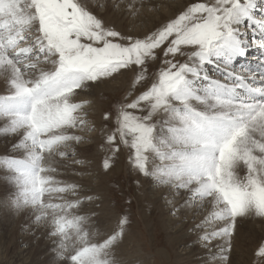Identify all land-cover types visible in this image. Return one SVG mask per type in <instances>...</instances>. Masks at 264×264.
<instances>
[{"label": "snow or ice", "instance_id": "snow-or-ice-1", "mask_svg": "<svg viewBox=\"0 0 264 264\" xmlns=\"http://www.w3.org/2000/svg\"><path fill=\"white\" fill-rule=\"evenodd\" d=\"M111 8L137 12L133 0ZM252 49L256 67L239 65ZM124 73L130 91L104 113L108 150L206 208L195 225L206 264H234L238 218L264 220V0H189L142 34L111 26L92 0H0V203L50 224L63 264H124L112 250L127 217L97 241L80 214L92 197L58 179L84 139L80 93ZM255 256L264 264V238Z\"/></svg>", "mask_w": 264, "mask_h": 264}, {"label": "rangeland", "instance_id": "rangeland-1", "mask_svg": "<svg viewBox=\"0 0 264 264\" xmlns=\"http://www.w3.org/2000/svg\"><path fill=\"white\" fill-rule=\"evenodd\" d=\"M135 1L136 0H133L134 3ZM144 1L145 0H139L141 3ZM122 2H125V0H92L95 10L99 11L102 16H105V14L111 16L112 20L106 22L116 27L117 30L124 33H145L146 28H142V25L141 27L136 25L138 21L141 20L139 18L140 16H137L136 19H134L135 17L128 19V13L126 11L124 13L121 10H112L111 5L117 3L122 4ZM187 2L189 3V0H187ZM193 2H196V0H193ZM186 5L180 10L167 13V16L160 22H166V18H174ZM122 15L125 18L124 22L119 18ZM260 15L261 14L258 12L256 18L259 19ZM114 20L121 21L122 24L119 22V25L115 23ZM126 21L128 23L130 21L132 23L135 22V24L130 28ZM254 50L255 49H252L250 54H252ZM245 57H247V54L241 57V59L244 60ZM239 65H243L242 62H239ZM122 76H124L125 81L122 80ZM132 80L133 75L131 73L113 74L111 77H105L97 81L94 88L85 89L87 91H92L93 94L90 98L86 95L84 96V98H86L84 102L82 101L84 103V108L89 107V109H91L93 107V109H87L86 111L85 109L82 110L85 120L87 119V123L75 131L77 134L83 136L84 139L78 144H73V147L77 146L73 148L75 155L74 157H69L66 161H69V163H65V165L61 167L59 170L61 176L58 177V179L76 183L83 192H86L88 196L92 197L91 200H85L81 195L83 203L80 205V214L88 213L92 215L93 223L96 225L95 230L99 233L96 238L97 241H102L107 231L116 228L118 223L123 220L125 216L127 217L128 222L124 225V232L121 240L112 250L114 256L122 260L124 264H200L202 261L198 260L199 257H201L200 259L205 257L209 258L208 249L203 247L202 242L196 238V243L200 245L202 252H204L203 256H200L198 252L190 256L191 258L188 260H181L185 256L183 254L185 250L180 243H192L195 237L192 239L180 240L179 234L181 233H174L175 227L173 228L166 223L164 226L163 223L164 216H171L172 219L181 218L178 214L179 211H182L183 214V211L186 209V207L184 208V201L178 194H176L175 199H173V195L170 194L169 190V195L167 197L171 200L167 201V204L166 202H160V204L154 202V198H152V194L148 190L150 180L153 177L143 176L131 164L129 160L130 153L127 149L122 147L121 151L113 156L106 146V135L111 131L112 125L104 120V113L114 107L117 100H122L128 94L132 85ZM0 91H2V85H0ZM81 95L82 92L80 93V96ZM94 108H98L95 113ZM90 113H93L91 118L89 115ZM7 144V141L0 139V152L7 147ZM75 150L78 154L75 153ZM82 152H85L86 155H83ZM85 156L86 158H84ZM109 157H111V167L105 169L103 167V161ZM81 159L86 161V163L78 164L73 162V160ZM75 166H78V169H76ZM240 174L243 175L244 173L241 172ZM162 185H157L155 189L157 190V187H159L158 189L161 187L166 189L168 187V185ZM52 202L56 203L59 201L53 199ZM193 203L194 202H192V204ZM174 206H176L175 208L177 209L175 211L173 210ZM24 209L20 210L11 204L0 203V243H2L0 264H16V251L26 247L28 248L27 250L31 249L32 264H63V260L57 257V250H53L57 249L55 237L49 235L55 245V247L52 245L53 249L50 248L51 250H48L47 245H45L43 241L37 239L40 236L37 238L33 236L30 241H26L30 243H20L23 239H29V237H26L23 226L32 218L31 214H29L30 211L27 210V208ZM198 215L199 213L197 212L193 213L191 216L186 213L183 222L189 220L190 222H196L199 218ZM248 220L250 219L248 218ZM246 221L238 225L241 228L237 226L238 233H235L232 259H234V261L238 260L240 264H256L258 258L255 256V251L257 243L264 238V224L261 222H252L251 220V222ZM41 223L49 230L50 224L47 222ZM184 229H190V227L185 226ZM243 231L247 235L245 233L241 234ZM237 239L240 240L239 243H236L238 242ZM162 252L163 254H161ZM10 260H12V263H9ZM234 264H236V262Z\"/></svg>", "mask_w": 264, "mask_h": 264}, {"label": "bare ground", "instance_id": "bare-ground-1", "mask_svg": "<svg viewBox=\"0 0 264 264\" xmlns=\"http://www.w3.org/2000/svg\"><path fill=\"white\" fill-rule=\"evenodd\" d=\"M138 2V3H137ZM124 2H122V4H123ZM188 2H187V0H145L144 2H139V0H136L135 1V4H136V6H137V12L135 13V14H130L129 12H127L128 13V15H127V18L128 19H130V18H132V17H135L134 19H136V17L137 16H140L139 18L142 20H140V21H138V24H136L137 26H139V27H141V25H142V28L144 27V28H146L145 29V32H147L149 29H152V28H154L155 26H158V24H159V22L160 21H162L163 19H164V17H166L167 16V13H169V12H175V11H177V10H180L184 5H186ZM258 6H259V4H258ZM160 8H162V9H160ZM144 9V10H143ZM142 10V11H141ZM152 12H151V11ZM121 11H123L124 13H125V11L124 10H121ZM150 11V12H149ZM166 11H168V12H166ZM144 13V14H143ZM108 14V13H107ZM118 14V13H117ZM143 14V15H142ZM116 15V14H115ZM124 15V14H123ZM123 15L121 16V17H119L120 18V20L121 21H125V18L123 17ZM143 16H145V17H143ZM107 20V22H110L111 20H112V18H111V16L110 15H105L104 16ZM116 19V18H115ZM115 21V23H117V24H119L120 25V23H121V21H118V20H114ZM132 21V20H131ZM127 22L128 23V26H130V28L131 27H133L134 26V24H135V22L134 23H132V22ZM137 21V20H136ZM113 22V21H112ZM120 22V23H119ZM125 22V23H126ZM137 23V22H136ZM161 23V22H160ZM122 24V23H121ZM133 24V25H132ZM120 27V26H119ZM129 28V27H128ZM127 28V29H128ZM129 28V29H130ZM125 31V30H124ZM251 52H249L248 54H247V57L244 59V60H242L243 62H244V66H246V67H249V68H251L250 66H253L252 68H255L256 67V61H257V58L259 57V55H260V53L255 49L254 51H253V53L252 54H250ZM254 59V60H253ZM239 62H241V58H239ZM122 80L123 81H125V79H124V76H122ZM114 88V87H113ZM88 94V95H87ZM92 91H87V90H83L82 91V95L80 96V98L76 101L77 103H80V102H84L85 100H86V98H84V96L86 95L88 98H90L91 96H92ZM85 109V111L87 110V109H89V107L87 108V107H85L84 108ZM83 109V110H84ZM91 109H93V107L91 108ZM91 109H89V110H91ZM98 108H94V113L96 112V110H97ZM81 115H83V113L81 112ZM90 115V118H91V116L93 115V113H90L89 114ZM87 120V119H86ZM94 120V119H93ZM77 147V146H76ZM76 147H73V148H76ZM78 148H79V146H78ZM91 149V148H90ZM77 150V149H76ZM76 150H75V153H77L76 152ZM80 150V149H79ZM94 150V149H93ZM81 151V150H80ZM82 151H83V149H82ZM87 151V150H86ZM85 151V152H86ZM84 152V153H85ZM83 153V152H82ZM81 153V154H82ZM83 153V155H86V153L84 154ZM78 154V153H77ZM80 154V155H81ZM78 158V157H77ZM84 158H86V156L84 157ZM68 160V159H67ZM72 160V159H71ZM82 160V159H81ZM74 161V160H73ZM71 162V161H70ZM66 163H69V161L68 162H66ZM73 167V166H72ZM76 167V166H75ZM78 167V166H77ZM76 167V169H78ZM80 169V168H79ZM74 170V169H73ZM78 171V170H77ZM72 176H74V175H72ZM94 181V180H93ZM157 185H162V184H159V182L153 177L151 180H150V185H149V188H148V190H149V192L152 194L151 196H152V198H154V202H156V203H159L160 204V202H166V204H167V201H169V200H171L169 197H167L168 195H169V187H167L166 189H164L163 187H161L160 189H158L159 187H157V190L155 189V187L157 186ZM163 186V185H162ZM165 186V185H164ZM166 187V186H165ZM89 189V188H88ZM85 191V190H84ZM148 192V193H149ZM154 196V197H153ZM153 200V199H152ZM179 200V199H178ZM183 202V201H182ZM154 204V203H153ZM185 204V206H184V208L186 207V209L183 211V214H182V211L180 212L179 211V216L181 217V218H176V219H172V217L171 216H164L163 217V223H164V226H165V223L166 224H169V226H172L173 228H174V233H176V234H178V233H181V234H179V236H180V240H185V239H192V238H194L193 240V242L192 243H186V242H181L180 243V245H183V249L185 250V252L183 253L185 256L181 259V260H185V259H189V258H191L190 256H192V255H194V254H196V253H198L199 252V255L201 256H203L204 254V252H202V248L200 247V245L199 244H197L196 243V238H198V230L197 229H194L195 228V225H197L200 221H201V219L203 218V216H204V213H205V211L207 210L206 208L205 209H202L201 207H200V205L198 204V203H188V204H186V203H184ZM170 205V204H169ZM160 206V205H159ZM188 206H189V208H188ZM176 207V206H175ZM178 207V206H177ZM21 210V209H20ZM28 210V209H27ZM172 210V209H171ZM24 211H25V209H24ZM165 212H166V210H165ZM195 212H197V213H199V215H198V220L196 221V222H190V220L189 221H185V222H183V218H184V215L187 213V215H189V216H191L193 213H195ZM25 213V212H24ZM30 214V213H29ZM30 216V215H29ZM104 216V215H103ZM26 217V216H25ZM177 217V216H176ZM28 218V217H27ZM29 219V218H28ZM27 219V220H28ZM93 219V218H92ZM161 219V218H160ZM252 222H261V223H263L264 224V220H262L261 218H258V217H254L253 219H251V218H249ZM162 220V219H161ZM250 221V220H248V219H244V220H240L239 218H238V221H237V226L239 225V224H241V222H244V221ZM29 222L25 225V226H23L24 227V231L26 232V237H29V239H23V240H21L20 241V243L21 244H24V243H30V242H26L27 240L28 241H30L32 238H33V236H35L34 238H37V237H39V238H37L38 240H40V241H43V243L45 244V245H47V247H48V250H51V249H53V246L55 247V245H54V243H53V241H52V238L49 236V230L47 229V227L44 225V224H42V223H40V224H34L33 222H32V218H31V220L29 219L28 220ZM246 221V222H247ZM250 221V222H251ZM245 222V223H246ZM160 224V223H159ZM246 224H249V223H246ZM246 224H245V226H246ZM243 225H244V223H243ZM260 225V224H259ZM148 226V225H147ZM146 226V227H147ZM161 226V225H160ZM185 226H187V227H190V229H184V227ZM251 226V225H250ZM262 226V225H261ZM260 226V227H261ZM157 227V226H156ZM167 227V226H166ZM194 227V228H193ZM239 227V226H238ZM243 227V226H242ZM248 227V226H247ZM259 227V226H258ZM192 228H193V230H192ZM239 228H241V227H239ZM246 228V227H245ZM262 228V227H261ZM42 229V230H41ZM47 229V230H46ZM253 229V228H252ZM256 229V228H255ZM239 230V229H238ZM241 230V229H240ZM191 231V232H190ZM246 231H247V228H246ZM238 233V232H237ZM242 233H245L244 231L243 232H241V234ZM260 233V232H259ZM239 234H240V231H239ZM246 234V233H245ZM244 235V234H243ZM247 235V234H246ZM245 235V236H246ZM237 236V235H236ZM245 236H243V237H245ZM239 237V236H238ZM249 238V237H248ZM240 239V238H239ZM243 239V238H242ZM35 240V239H34ZM33 240V241H34ZM238 240V239H237ZM236 240V241H237ZM245 240V239H244ZM239 241L240 240H238V242H236V243H239ZM246 241V240H245ZM242 242V241H241ZM247 242V241H246ZM147 244V243H146ZM241 244H244V243H241ZM241 244H240V246H241ZM32 245V244H31ZM30 245V246H31ZM53 245V246H52ZM239 245V244H238ZM247 245V244H246ZM244 246V245H243ZM57 247V246H56ZM239 247V246H238ZM31 248V247H30ZM51 248V249H50ZM171 248V247H170ZM1 249H2V243H0V251H1ZM7 249V248H6ZM28 248L26 247V248H24V249H21V250H17L16 251V258L15 259H17V261H16V264H32V262H31V258H32V254H31V249H29V250H27ZM245 249V248H244ZM53 250H57V249H53ZM172 250V249H171ZM161 254H163V252L161 253ZM183 254H182V256H183ZM199 255H198V257H199ZM197 257V258H198ZM123 258V257H122ZM136 258V257H135ZM201 257H199L198 258V260H200V261H202L200 264H206V261L209 259V258H207V257H205V258H202V259H200ZM134 259V258H133ZM132 259V260H133ZM205 259V260H204ZM172 260V259H171ZM192 260V259H191ZM204 260V261H203ZM164 261V260H163ZM185 262H187V261H185ZM236 262V264H240L239 262H238V260H235L234 261V263ZM9 263H12V260H10V262ZM193 264H195V263H193Z\"/></svg>", "mask_w": 264, "mask_h": 264}]
</instances>
